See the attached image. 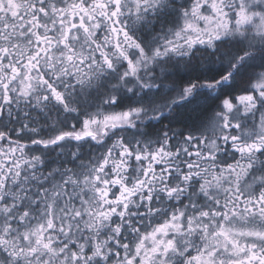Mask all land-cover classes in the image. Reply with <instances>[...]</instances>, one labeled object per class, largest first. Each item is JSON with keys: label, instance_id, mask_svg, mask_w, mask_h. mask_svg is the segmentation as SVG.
I'll return each instance as SVG.
<instances>
[{"label": "snow or ice", "instance_id": "1", "mask_svg": "<svg viewBox=\"0 0 264 264\" xmlns=\"http://www.w3.org/2000/svg\"><path fill=\"white\" fill-rule=\"evenodd\" d=\"M0 264H264V0H0Z\"/></svg>", "mask_w": 264, "mask_h": 264}]
</instances>
